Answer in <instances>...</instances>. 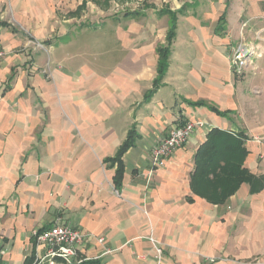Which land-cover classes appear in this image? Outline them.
Here are the masks:
<instances>
[{
  "label": "crops",
  "instance_id": "1",
  "mask_svg": "<svg viewBox=\"0 0 264 264\" xmlns=\"http://www.w3.org/2000/svg\"><path fill=\"white\" fill-rule=\"evenodd\" d=\"M109 24L111 67L62 66L72 39ZM239 43L255 54L236 76ZM0 50L2 264H33L31 232L57 216L91 235L83 264H155L150 227L163 264H264V148L249 141L264 137V0H0ZM180 120L202 126L146 186L152 149ZM213 128L245 138L247 179L220 203L191 184Z\"/></svg>",
  "mask_w": 264,
  "mask_h": 264
},
{
  "label": "built area",
  "instance_id": "2",
  "mask_svg": "<svg viewBox=\"0 0 264 264\" xmlns=\"http://www.w3.org/2000/svg\"><path fill=\"white\" fill-rule=\"evenodd\" d=\"M255 54L252 46L239 43L231 56L232 72L236 76L243 74V71L251 63V57ZM2 51L0 50V57ZM202 122L180 120L179 123L169 130L158 144L151 151V166L146 173V186L154 175L155 171L165 166L166 160L172 155L175 149L185 144ZM249 141L261 145L264 148V137H252ZM143 213L147 215L144 210ZM91 235L83 233L80 229L64 224L61 216H57L48 227L31 232L33 241L35 262L33 264H83L89 258L81 255V250L90 240ZM154 251L153 260L155 264H163V248L160 242L154 237L152 227L144 237ZM99 244H103V238H97ZM113 250L106 249L104 254ZM0 264L1 251H0Z\"/></svg>",
  "mask_w": 264,
  "mask_h": 264
},
{
  "label": "trees",
  "instance_id": "3",
  "mask_svg": "<svg viewBox=\"0 0 264 264\" xmlns=\"http://www.w3.org/2000/svg\"><path fill=\"white\" fill-rule=\"evenodd\" d=\"M225 22L221 21L220 26ZM173 31L168 36L167 47L158 50L159 61L157 65L158 78L162 80L169 55V46L173 39ZM245 138L238 133H231L216 128L211 129L206 141L199 148L195 157V168L192 173L191 184L195 191H200L207 199L220 203L233 194L240 183L247 179L246 173L241 169L246 151L243 148ZM132 145L131 138L120 148L117 158V174L122 173L121 156ZM198 188V190H197Z\"/></svg>",
  "mask_w": 264,
  "mask_h": 264
},
{
  "label": "rangeland",
  "instance_id": "4",
  "mask_svg": "<svg viewBox=\"0 0 264 264\" xmlns=\"http://www.w3.org/2000/svg\"><path fill=\"white\" fill-rule=\"evenodd\" d=\"M112 10H119L120 12H127L132 7H128L127 5H112L110 6ZM229 26H231V22H228ZM112 25H108L106 30L101 29L102 27L95 29L93 32H88L85 34L78 35L76 39H72V42L66 45L64 51L58 54V59L62 63L64 67H70L71 69L77 68H88L92 69L94 72L103 73L105 68L111 67V64L114 62V57L116 56L114 52H112L113 47H115L114 37L111 36L113 27ZM102 30V31H101ZM104 31V32H103ZM170 31L168 32L166 42L163 46H168V36ZM75 36V35H73ZM174 40V36L172 41ZM172 41L170 45L172 44ZM236 48V47H235ZM110 69V68H109ZM81 71H84L81 70ZM107 71V70H106Z\"/></svg>",
  "mask_w": 264,
  "mask_h": 264
}]
</instances>
